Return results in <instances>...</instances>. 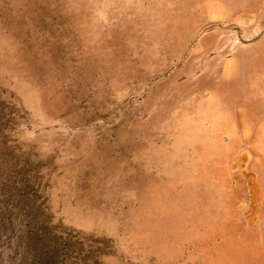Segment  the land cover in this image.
I'll return each instance as SVG.
<instances>
[{
  "label": "rangeland",
  "instance_id": "374dc122",
  "mask_svg": "<svg viewBox=\"0 0 264 264\" xmlns=\"http://www.w3.org/2000/svg\"><path fill=\"white\" fill-rule=\"evenodd\" d=\"M0 264H264V0H0Z\"/></svg>",
  "mask_w": 264,
  "mask_h": 264
}]
</instances>
